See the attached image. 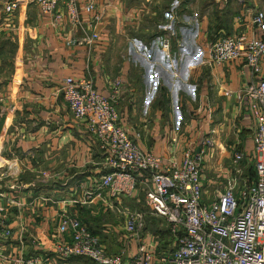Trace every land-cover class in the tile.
I'll return each mask as SVG.
<instances>
[{"label": "crops", "instance_id": "crops-1", "mask_svg": "<svg viewBox=\"0 0 264 264\" xmlns=\"http://www.w3.org/2000/svg\"><path fill=\"white\" fill-rule=\"evenodd\" d=\"M96 7L103 14L97 26L103 43L90 47L67 43L80 38L82 29H73L64 20L53 27L34 5H22L11 22L0 8V37L16 39L19 55L0 92V156L5 161L0 169V264H17L16 257L34 255L46 257L44 264H95L85 257L62 260L49 251L58 236L62 214L85 223L106 251L121 253L123 261L135 252V242H126L128 235L117 232L121 225L106 223L108 216L119 214L127 198L110 199L102 191L84 200V192L92 189L107 169L101 164L98 143L84 123L72 116L63 99L60 86L66 76L90 78L106 95L111 82L120 78L123 93L115 107L120 121L144 151L163 158L177 157L175 140L180 146L194 141L197 151L201 148L197 139L208 138L210 143L201 149L203 201L215 194L208 196L204 189L205 169L223 179L236 175L234 168L225 169L220 160H230L234 150L247 154L245 161L251 159L252 165L253 124L240 100L241 89L251 80L248 67L241 59L210 65L198 61L201 49L218 37L252 34L251 15L255 11L264 14V0H96ZM168 13L171 57L179 62L172 68L153 61L147 74L159 72L155 87L148 79L137 82L140 93H136L137 86L128 80L131 64L127 56H149L151 50L139 51L132 43L129 46L131 37H126L124 50H117L115 42L124 22L137 24L146 15L162 18L144 29L148 44L159 46L160 29ZM157 50V60L163 62L160 48ZM161 74L166 83L159 81ZM172 75L177 84L174 101L165 93V89L171 92ZM256 76L264 78V58ZM152 116H162V131L159 119ZM169 116L194 117L182 131H174L167 126ZM3 226L10 231L8 237L1 234Z\"/></svg>", "mask_w": 264, "mask_h": 264}, {"label": "built area", "instance_id": "built-area-1", "mask_svg": "<svg viewBox=\"0 0 264 264\" xmlns=\"http://www.w3.org/2000/svg\"><path fill=\"white\" fill-rule=\"evenodd\" d=\"M22 5H34L53 27L63 20L73 29H82L80 38L67 43L102 44L97 26L103 14L96 0H8L2 5L7 22ZM171 15L161 26L159 46L162 55L170 60ZM252 34L220 36L200 51L199 63L220 64L241 59L248 67L251 80L241 89L240 100L252 120V177L226 176L227 186L216 191L207 201L202 200L201 166L202 146L210 143L204 136L198 138L201 148L194 150V141L184 146L175 140L178 156L163 158L140 148L129 129L122 124L115 107L123 93L120 78L111 82L109 94L99 92L92 79L66 76L60 90L72 116L82 121L87 133L98 143L107 169L92 189L84 192L89 201L102 191L108 198H130L138 185L144 184L145 200L155 215L162 217L168 233L174 237L175 247L157 257L154 238L139 233L143 213L124 211V228L135 240L136 249L128 261L121 253L110 254L100 239L78 218L62 214L59 218L58 236L51 241L50 252L67 260L85 257L95 264H264V78L257 77L264 58V14L251 15ZM176 76L177 74L174 73ZM255 76V79H253ZM244 153L235 150L231 164L243 160ZM48 174H43L47 179ZM0 196L2 194L0 193ZM17 204V203H16ZM68 238L63 239L62 235ZM1 234L10 235L3 226ZM46 257L18 256L17 264H44Z\"/></svg>", "mask_w": 264, "mask_h": 264}, {"label": "rangeland", "instance_id": "rangeland-1", "mask_svg": "<svg viewBox=\"0 0 264 264\" xmlns=\"http://www.w3.org/2000/svg\"><path fill=\"white\" fill-rule=\"evenodd\" d=\"M5 1H8V0H0V8ZM156 17L157 16H155L153 19H150L148 17L146 18V15H145L144 17L141 18V20L137 24L130 20L124 22L121 32L119 33V37H117L118 39L115 42V47L117 50H124L125 44L127 41L126 37L127 38L131 37L129 46L132 43L134 44L136 48H138L139 51L141 50V48H149L151 50V53L149 56H142V55H139V56L129 55V57L127 56L131 64L129 68L130 73L128 72L129 73L128 80L132 82L133 85H136L137 82L141 83V81L143 82L147 81L148 79L151 82V87H155V84L157 82V75L159 74V72L147 74L148 73L147 67H149L153 63V61L154 62L157 61V63L160 66L165 65L167 63L169 67H172V68L176 66V62L177 63L179 62L177 58H175L176 61H174V58H170V60H167L164 57L163 58L165 60L163 59V62L160 60H157L158 59L157 58V52H158L157 48H160V47L158 45L148 44V41H146L147 34L144 33V29L146 28V26L149 27L151 21H154L156 23L162 21L161 17H158V18ZM8 38L9 39L0 38V92L2 91V88L6 84V82L11 78L13 71L15 70V63L17 59L16 57L19 56V55L17 56L16 54L17 47H18L17 40L14 38H11V35H9ZM121 59L123 60L124 58L121 57ZM117 60L119 61V59ZM163 75L164 74H161L159 76V81L163 80L166 83L167 80L166 78L163 77ZM172 78H173V81H172ZM169 81L170 83L173 82V85L171 87V92H168V90L165 89V93L167 92L168 95L170 93V96L172 100L174 101V98L176 96V90H177V84L175 83L176 78H174L172 75ZM136 86L138 88L136 93H140V85L137 84ZM163 87L165 86L163 85ZM119 100L120 98H118V101ZM193 117L194 116H169V119H168L169 125L167 122V126L169 127L170 130L172 129L174 131L176 130L178 131V129H180L182 131L183 128L188 125L189 120L192 119ZM152 118L154 119L157 118V120L159 119V122L161 123V131H162V125H163L162 116H152ZM1 125H2V122L0 120V129H1ZM186 130H188V127ZM243 139L244 138L242 137L241 138L242 143L244 142ZM226 153L230 156L229 152H226ZM244 156H245V158H243L244 161L241 160L235 165V167L232 166L231 159L229 160L228 157L227 158L222 157L220 159L221 166H224L225 169L227 168L230 170H233V168H238L241 170V174H240L241 177H247L248 179H250L252 177L251 159L250 160L248 159L245 161V159H247L248 156L245 153H244ZM4 162H5L4 159H2L0 156V169L3 168L1 166L4 164ZM210 171L212 172V170ZM211 172H208V170L205 169L202 175L203 176L202 183L204 185V189L206 190L208 196H212L213 193H215L216 191H220L221 189L226 187L228 183L226 178L223 179L220 176L218 177L212 176ZM141 188H142V185H139L132 197L123 199L124 203H122V209L119 212L120 215L111 214L110 216L107 217L106 223L110 224L111 226L121 225L120 230L117 232L120 233L122 236H125L127 234L126 230L124 231L125 228L123 229L125 217L121 211L142 212L143 219L141 222L142 224L140 226L139 233L141 234L142 237L154 238L155 255L157 257L163 256L169 253L175 247V240H174V237L168 233L167 224L165 220L162 217L155 215L152 209L146 203L145 193H144L145 186L142 189ZM130 240H133L135 242V240L131 239V237L128 235L126 242L129 243ZM135 246H136V243H135ZM115 251H117V249Z\"/></svg>", "mask_w": 264, "mask_h": 264}, {"label": "trees", "instance_id": "trees-1", "mask_svg": "<svg viewBox=\"0 0 264 264\" xmlns=\"http://www.w3.org/2000/svg\"><path fill=\"white\" fill-rule=\"evenodd\" d=\"M1 38V37H0ZM6 39H9L8 37L6 38ZM2 47V46H1ZM0 120H1V118H0Z\"/></svg>", "mask_w": 264, "mask_h": 264}]
</instances>
